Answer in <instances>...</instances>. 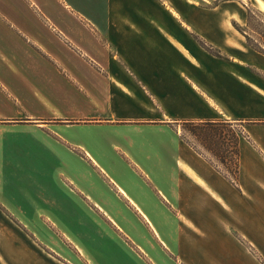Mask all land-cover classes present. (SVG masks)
I'll use <instances>...</instances> for the list:
<instances>
[{"label": "crops", "instance_id": "crops-1", "mask_svg": "<svg viewBox=\"0 0 264 264\" xmlns=\"http://www.w3.org/2000/svg\"><path fill=\"white\" fill-rule=\"evenodd\" d=\"M179 1L102 0L94 16L65 23L69 31L45 27L42 39L54 53L34 42L45 65H0V216L46 214L39 199L11 193L16 182L8 187L5 176L42 159L100 172L115 194L85 193L71 203L84 201L93 216H108L112 231L144 253L111 216H142L149 224L153 215L264 216V54L232 27L228 14L204 13L203 0ZM39 67L55 70L61 82L33 85ZM186 123L240 128L231 148L235 172L225 165L228 159L205 153L207 145L184 143ZM86 128L93 132L85 139L70 134ZM108 165L116 177L108 175ZM246 182L256 191L246 190ZM44 201L70 213L64 212L70 203ZM197 217L193 224L221 231L214 219ZM24 240L16 250L0 234V259L54 264ZM185 243L180 248L195 256L198 248L193 253Z\"/></svg>", "mask_w": 264, "mask_h": 264}, {"label": "rangeland", "instance_id": "rangeland-1", "mask_svg": "<svg viewBox=\"0 0 264 264\" xmlns=\"http://www.w3.org/2000/svg\"><path fill=\"white\" fill-rule=\"evenodd\" d=\"M172 1L175 5L177 1L180 4L179 0ZM203 1L207 4L204 13L228 14L232 27L246 31L253 40L264 45V0ZM182 6L186 8L184 4ZM216 7L219 9L211 11ZM102 8V0H0V65H45L47 58L35 47L40 45L54 53L50 48L51 43L42 39L43 35L49 32L45 27L51 24L69 31L72 26L65 28L68 21L76 24V17H92ZM253 31L263 32V36L256 35ZM56 78L61 82L55 70L39 67L32 84H38L40 89L45 87L47 82L50 84L52 80L56 81ZM213 129L216 130L214 135H211ZM89 130L91 129H75L70 134L85 139L93 132ZM223 132L225 133L222 134ZM239 134L240 128L234 129L228 124L197 126L186 123L182 124L180 136L188 145L198 141L207 145L203 148L205 153L228 159L225 165L230 164L229 172L233 173L235 167L231 148ZM99 137L107 141L116 138L109 134H100L97 138ZM222 143L229 146L222 147ZM230 161L232 162L229 163ZM105 169L110 177H116L114 167L108 165ZM16 171L17 173L5 174L10 180L8 187H12L16 182V190L11 193L22 198L39 199L40 209L46 212L44 215L0 216V234H3L6 243L16 250L19 249V239L33 241L38 252L47 256L54 264H89L85 260L86 257L91 260V264H264V216H147L151 224L142 216H111L124 227L135 242L141 244L146 252L144 253L135 243H127L118 229L122 239L112 231L109 224L113 223L108 216H93L84 201H80L82 204L78 205L71 203L75 196L80 197L85 193L101 192L112 196L115 194L116 190L105 183V178L100 172L92 167H85L81 173L56 161L44 159L34 162L31 166L16 168ZM121 175L118 174L120 177ZM260 176L264 181V172H261ZM243 186L246 190L256 191V186L251 182H246ZM81 199L83 198H79ZM8 200L10 199L5 198V201ZM44 200H55L59 204L67 202L70 203L68 208H76L64 210L70 213L56 212L52 204L45 203ZM83 207L84 210L79 209ZM9 210L19 208L17 205H11ZM196 217L203 219L201 221L204 223L208 218L214 219V222L220 224L217 228H221V231L212 225L213 227H209L210 232H207L203 223L193 224ZM71 239L79 245L84 257L76 251ZM180 239L183 243L186 242L193 253L198 248V253L192 257L187 256L189 250L180 248L179 244L183 247ZM22 246L25 250L24 244ZM206 251L210 256L204 255ZM0 260L1 264H11L7 255L1 256Z\"/></svg>", "mask_w": 264, "mask_h": 264}, {"label": "trees", "instance_id": "trees-1", "mask_svg": "<svg viewBox=\"0 0 264 264\" xmlns=\"http://www.w3.org/2000/svg\"><path fill=\"white\" fill-rule=\"evenodd\" d=\"M248 13H249V12H248ZM252 14H255V13H252ZM260 14H261V13H260ZM249 17H250V15H249ZM239 31L242 32V33L245 35L248 44H249L252 48H254V49L257 50L258 52L264 54V45L258 43L257 40H253V38L251 37V35H250L249 33H247L246 31H241V30H239ZM253 32H254L256 35H259V36H261V37L264 35L263 32H260V31H253ZM262 34H263V35H262Z\"/></svg>", "mask_w": 264, "mask_h": 264}]
</instances>
